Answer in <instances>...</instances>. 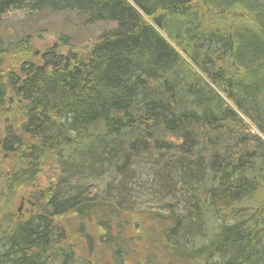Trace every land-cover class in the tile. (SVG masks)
I'll return each instance as SVG.
<instances>
[{
    "label": "trees",
    "instance_id": "1",
    "mask_svg": "<svg viewBox=\"0 0 264 264\" xmlns=\"http://www.w3.org/2000/svg\"><path fill=\"white\" fill-rule=\"evenodd\" d=\"M43 12L113 26L68 52L0 28V206L37 210L0 264H264V0H0V25ZM144 158L166 213L132 206Z\"/></svg>",
    "mask_w": 264,
    "mask_h": 264
},
{
    "label": "rangeland",
    "instance_id": "2",
    "mask_svg": "<svg viewBox=\"0 0 264 264\" xmlns=\"http://www.w3.org/2000/svg\"><path fill=\"white\" fill-rule=\"evenodd\" d=\"M112 26L113 25L109 22L87 26L80 19L73 17L69 12H43L29 17L7 16L4 22L0 25V28L5 30L6 33L12 32L11 34L14 35V37H22L25 34L35 35V44L40 52H43L53 46L57 40V35L70 33L72 38L69 41V45L63 48L64 52H68L70 50L69 47H73L74 50H80V48H85V46L92 44L102 31L109 29ZM20 119L21 117L18 113L16 115L15 113L11 114L8 112V114L0 116V141L5 136L4 129L6 128V124H10V122H12L16 127H18ZM254 133L260 135V132L256 129H254ZM141 161H143V164L137 166L138 168L136 165L134 166L130 182H128L131 202L134 204L132 206H135L137 212L143 210L160 211L164 213L168 212L169 210L167 208H163V206L172 204L174 200L172 201V197H168L167 193H161L162 189L156 185L158 183L155 171H153V167L148 164L147 158H144V160ZM4 172L8 175L7 171ZM39 179L40 185L42 186L46 185L48 182L45 175H40ZM106 181L107 178L104 177L102 180L103 184ZM21 201L22 196L18 197L16 200L12 198L9 202L6 200L0 206V210L3 207L4 214L11 213L14 214L16 219L18 217L22 218V220H27L34 215L37 210L26 201L24 204L23 201ZM8 214H6L3 219L0 218V227L3 226L4 222H6ZM133 216L134 221H136L135 223H140V226L137 224L136 228L131 229V233L135 234V231L139 228L147 230L148 227L152 228L154 226V229L156 230V228L159 227L155 221H142V215L134 214ZM157 233H159V230H156V234ZM134 236L140 237L141 235L139 232H136ZM149 237L151 238L150 235ZM147 239L148 238H142L139 240L141 241L137 246L139 251L140 249L144 250L145 246L147 250L150 245L147 243ZM160 251L161 250H158L156 252L158 256L161 255ZM130 264H133V262H130Z\"/></svg>",
    "mask_w": 264,
    "mask_h": 264
},
{
    "label": "flooded vegetation",
    "instance_id": "3",
    "mask_svg": "<svg viewBox=\"0 0 264 264\" xmlns=\"http://www.w3.org/2000/svg\"><path fill=\"white\" fill-rule=\"evenodd\" d=\"M22 201H23V204L26 203V202H25V201H26L25 198H22ZM22 201H21V202H22ZM19 211H20V209H19ZM6 214H8V213H6ZM6 214H5V215H6ZM13 216H14V214H13ZM1 217H2V216H1ZM7 217H8V215H7ZM13 219H14L15 222H18V223H19V222H25V220H22V218H18V217H17V219H16L15 216L13 217ZM4 223H5V222H4ZM3 227H5V224H3Z\"/></svg>",
    "mask_w": 264,
    "mask_h": 264
},
{
    "label": "bare ground",
    "instance_id": "4",
    "mask_svg": "<svg viewBox=\"0 0 264 264\" xmlns=\"http://www.w3.org/2000/svg\"><path fill=\"white\" fill-rule=\"evenodd\" d=\"M35 213L37 214V212H35ZM36 214H35V215H36ZM52 215H53V214H52ZM32 216H33V215H32ZM32 216H31V217H32ZM31 217H30V218H31ZM30 218H28L27 220H25V222H27Z\"/></svg>",
    "mask_w": 264,
    "mask_h": 264
}]
</instances>
